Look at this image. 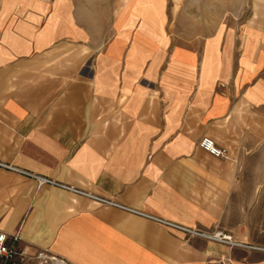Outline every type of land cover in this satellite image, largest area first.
<instances>
[{
	"label": "crops",
	"instance_id": "0c3cea01",
	"mask_svg": "<svg viewBox=\"0 0 264 264\" xmlns=\"http://www.w3.org/2000/svg\"><path fill=\"white\" fill-rule=\"evenodd\" d=\"M97 4L0 0V232L69 264H264V25L174 45L142 1L91 28Z\"/></svg>",
	"mask_w": 264,
	"mask_h": 264
},
{
	"label": "rangeland",
	"instance_id": "374dc122",
	"mask_svg": "<svg viewBox=\"0 0 264 264\" xmlns=\"http://www.w3.org/2000/svg\"><path fill=\"white\" fill-rule=\"evenodd\" d=\"M100 13L97 19L87 22L93 29L108 28L113 23V0H96ZM134 2L135 0H127ZM143 2L147 15L148 27H158L168 43L182 45L199 43L203 33L215 32L226 27H237L239 24H263L264 21L250 20L253 16L264 14V0H136ZM126 0H116V12L124 6ZM96 6V8L98 9ZM140 7V6H138ZM166 18V19H165ZM165 19V33L163 20ZM249 181L252 187L264 188V153L260 164L252 167ZM258 178V179H257ZM264 233V208L261 212ZM44 264V263H35Z\"/></svg>",
	"mask_w": 264,
	"mask_h": 264
},
{
	"label": "built area",
	"instance_id": "2783aa9c",
	"mask_svg": "<svg viewBox=\"0 0 264 264\" xmlns=\"http://www.w3.org/2000/svg\"><path fill=\"white\" fill-rule=\"evenodd\" d=\"M199 146L211 154L212 156H215L217 158H224L227 155V151L220 147L214 139L208 136H204L200 142ZM6 167L13 168L12 166L6 165ZM16 169V168H14ZM29 175H32L28 172H26ZM39 183L44 182H52L51 180L40 178ZM63 187L70 189L76 193L85 195L94 201H96L98 204L105 205V206H114L118 208H122L124 210H128L131 212H134L136 214L148 216L150 218L156 219L158 221L165 222L164 220H161L159 218L149 216L148 214H145L143 212H140L138 210H134L131 208H128L124 205H121L109 198L103 197V196H97L88 192H84L82 190H78L76 188H71L69 186L62 185ZM168 223V222H165ZM184 229V228H183ZM189 231V230H188ZM191 231V230H190ZM196 232V231H195ZM200 235H206L201 232H196ZM214 239L218 240L219 242L228 243V244H234L232 241V237L226 234H215L212 236ZM21 240L20 232L17 231L14 234H7L5 232H0V264H30V262H37V263H44V264H69V262L64 259L60 258L58 256L51 255L49 253H46L44 251L37 252L35 254H29L25 249H22L19 245Z\"/></svg>",
	"mask_w": 264,
	"mask_h": 264
}]
</instances>
